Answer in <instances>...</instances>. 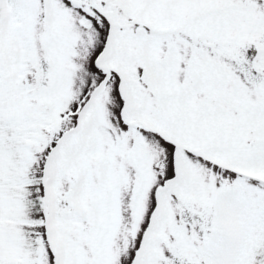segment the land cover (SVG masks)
Masks as SVG:
<instances>
[{
    "label": "snow or ice",
    "instance_id": "1",
    "mask_svg": "<svg viewBox=\"0 0 264 264\" xmlns=\"http://www.w3.org/2000/svg\"><path fill=\"white\" fill-rule=\"evenodd\" d=\"M0 264H264V0H0Z\"/></svg>",
    "mask_w": 264,
    "mask_h": 264
}]
</instances>
